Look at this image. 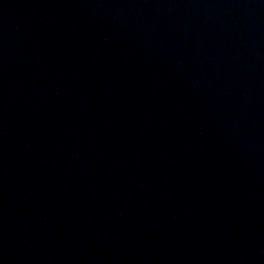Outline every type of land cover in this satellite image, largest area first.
I'll list each match as a JSON object with an SVG mask.
<instances>
[{
  "label": "water",
  "instance_id": "obj_1",
  "mask_svg": "<svg viewBox=\"0 0 264 264\" xmlns=\"http://www.w3.org/2000/svg\"><path fill=\"white\" fill-rule=\"evenodd\" d=\"M0 264H264V0H0Z\"/></svg>",
  "mask_w": 264,
  "mask_h": 264
}]
</instances>
